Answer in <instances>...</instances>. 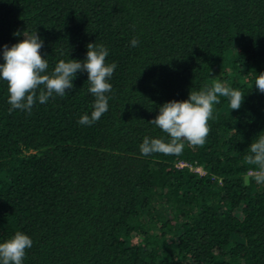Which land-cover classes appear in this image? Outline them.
<instances>
[{"label":"trees","instance_id":"trees-1","mask_svg":"<svg viewBox=\"0 0 264 264\" xmlns=\"http://www.w3.org/2000/svg\"><path fill=\"white\" fill-rule=\"evenodd\" d=\"M35 31L47 74L89 43L116 68L90 126L86 72L30 113L0 79V243L29 236L22 264H264V183L244 159L264 135V0H0V63ZM215 82L244 97H220L203 146L141 154L170 140L148 122L160 106Z\"/></svg>","mask_w":264,"mask_h":264},{"label":"clouds","instance_id":"clouds-1","mask_svg":"<svg viewBox=\"0 0 264 264\" xmlns=\"http://www.w3.org/2000/svg\"><path fill=\"white\" fill-rule=\"evenodd\" d=\"M23 37L11 47L4 46L3 63H0V79L7 82L10 113L13 109L30 113L37 100L44 104L54 93L64 96L66 90L73 88L72 80L77 72L87 73L90 84L88 91L95 97L90 116L81 115L78 123L90 126L108 111V97L105 94L111 91V85L106 81L112 76L116 64L105 63L109 55L106 47L89 43L83 61L60 60L47 74L49 65L40 54L43 41L36 31ZM130 43L135 47L138 41L133 39ZM254 83L257 90L264 93V72L256 75ZM220 97L228 98L231 110H238L244 94L215 82L206 91L190 92L187 100L164 103L159 107V114L148 122L166 133L170 140L165 142L163 139L145 137L140 144L141 154L178 156L183 152L185 142L192 147L203 146L210 131L208 121L213 118V106L221 102ZM248 149L250 154L245 156V162L256 168L249 171L245 182L250 177L257 184L264 183V135H259ZM32 243L29 236L17 231L12 238L0 243V264H22L25 250L31 248Z\"/></svg>","mask_w":264,"mask_h":264},{"label":"rangeland","instance_id":"rangeland-1","mask_svg":"<svg viewBox=\"0 0 264 264\" xmlns=\"http://www.w3.org/2000/svg\"><path fill=\"white\" fill-rule=\"evenodd\" d=\"M196 171H197L199 174H202V172H201L199 169H197Z\"/></svg>","mask_w":264,"mask_h":264},{"label":"built area","instance_id":"built-area-1","mask_svg":"<svg viewBox=\"0 0 264 264\" xmlns=\"http://www.w3.org/2000/svg\"><path fill=\"white\" fill-rule=\"evenodd\" d=\"M179 166H181V164H179ZM197 169H198V168H197ZM197 169H195L194 171L197 172V171H196ZM199 170H200V169H199Z\"/></svg>","mask_w":264,"mask_h":264}]
</instances>
